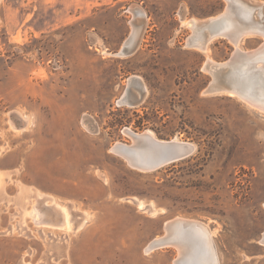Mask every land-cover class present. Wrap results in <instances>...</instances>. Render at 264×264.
<instances>
[{
  "label": "rangeland",
  "instance_id": "1",
  "mask_svg": "<svg viewBox=\"0 0 264 264\" xmlns=\"http://www.w3.org/2000/svg\"><path fill=\"white\" fill-rule=\"evenodd\" d=\"M262 4L0 0V264H177L175 244L147 247L179 220L208 227L214 264H264V111L209 91L208 60L230 61L233 40L189 42L192 21L228 7L229 22L264 27ZM262 45L256 33L239 42ZM127 130L196 149L140 170L112 151L133 143ZM19 184L43 194L32 203L45 222L12 202ZM46 197L67 207L71 227Z\"/></svg>",
  "mask_w": 264,
  "mask_h": 264
},
{
  "label": "bare ground",
  "instance_id": "2",
  "mask_svg": "<svg viewBox=\"0 0 264 264\" xmlns=\"http://www.w3.org/2000/svg\"><path fill=\"white\" fill-rule=\"evenodd\" d=\"M261 6L264 7V4ZM230 12L231 10H229L228 7V10L219 17L211 18L204 22L192 21L190 24L194 30V35L189 42H192V45L200 47L201 49H206L208 41L217 36H227L233 40L237 46V50L230 61L218 63L211 59L208 60L206 67L215 74V81L218 79L217 82L214 81L209 91L226 90L236 93L250 102L253 106L264 111V45L257 50L249 52H245L239 47L240 40L247 34L256 33L264 35V27L259 25V22H253L251 20L252 16H247L246 18L247 22H249L247 27L242 26L238 21L229 22ZM122 52L126 54L125 51ZM239 65L242 66L244 70H240L238 67ZM235 69L238 70L237 73L233 72ZM123 100L124 102L130 103L129 94L127 96L125 95ZM147 131L148 132L138 133L127 130L126 132L133 138V143H118L112 147V151L123 156V158L135 168L140 170H154L160 168L163 164L160 167L156 166L144 155H147L145 152L151 155V149L156 148L157 145L166 146L170 153H175L180 150L186 155L185 157L191 155L196 149V146L191 142L180 141L178 139H172L170 141L160 140L154 137L152 130ZM155 156L156 155H153V157ZM174 161L175 160L165 164ZM21 193H23V190ZM27 195L25 196L28 197ZM20 196L22 198L24 194ZM59 212H61L60 217L63 223L71 227L73 219L67 207L61 206ZM30 214L39 222L41 214L36 208H33ZM167 226V234L156 238L151 245L147 247V251H152L155 248L167 244H175L182 252L180 258L175 261L177 264H195L197 261V264L215 263V254L208 227L200 222L188 220H179L175 223L172 222L169 225L167 224ZM197 239L200 242L199 245L195 244ZM262 243H264V237L262 238Z\"/></svg>",
  "mask_w": 264,
  "mask_h": 264
},
{
  "label": "crops",
  "instance_id": "3",
  "mask_svg": "<svg viewBox=\"0 0 264 264\" xmlns=\"http://www.w3.org/2000/svg\"><path fill=\"white\" fill-rule=\"evenodd\" d=\"M1 174V173H0ZM4 177H2V175H0V184H1V186H0V200H3V198H4V196H6L5 194H7V188L5 187V181H4ZM25 189V190H24ZM22 190H23V193H21L22 192ZM25 191H26V193H25ZM29 192V193H28ZM27 193H28V195H27ZM22 195L23 196V194H24V196L21 198V196L20 195ZM29 194H30V196H29ZM25 195H27L28 197H26ZM43 194L38 190V189H34V188H32V187H28V186H25V185H23V184H19V188H18V193H17V196H15L14 198H12L11 200H12V202H14L15 204H17L20 208H22V212H26L27 214H29L30 216L32 215V214H30V212H31V210H33V208H36L38 211H39V209L37 208V206H34V204L32 203L33 202V198L34 199H37V198H35V197H37V196H42ZM19 196V197H18ZM6 198V197H5ZM21 198V199H20ZM25 198V199H24ZM27 198V199H26ZM9 199V198H8ZM31 201V202H30ZM30 202V203H29ZM44 202L48 205V210H52L53 208V206L55 207L54 208V210H55V212L56 211H59L60 210V208H61V205H59V204H55V203H53V200H51L50 199V197H46V198H44ZM28 204H31L32 205V208L30 209V210H28V209H26L25 208V206L26 205H28ZM59 208V210H58V208ZM39 213L41 214V216H40V218H39V223H41V222H45L44 221V219H42V215L43 216H45V213L44 214H42V211H39ZM59 213H61V212H59ZM32 217V219H34V221L35 222H37L36 220L37 219H35L34 218V216H31ZM38 223V222H37ZM49 244L50 245H52L53 246V249H55L57 252L55 253V255L58 257V258H60L61 257V255H58V254H60V252H59V248H60V242H58V241H56L55 239H53L51 242H49ZM56 245V246H55ZM61 249V248H60ZM28 262L27 261H25V262H21V264H27ZM44 264H46V263H44Z\"/></svg>",
  "mask_w": 264,
  "mask_h": 264
},
{
  "label": "water",
  "instance_id": "4",
  "mask_svg": "<svg viewBox=\"0 0 264 264\" xmlns=\"http://www.w3.org/2000/svg\"><path fill=\"white\" fill-rule=\"evenodd\" d=\"M144 155L146 156V158H148L149 160H151L156 166H164L165 163L173 161L176 159H182L183 157H185L186 155L183 154L180 150L176 151L175 153H170V151L168 150V148L164 145H157L156 148L151 149L150 154L152 155H148V153L145 152ZM153 155H156L155 157H153ZM196 245H199V241L198 239L195 241ZM198 262V261H197ZM197 262H195V264H197Z\"/></svg>",
  "mask_w": 264,
  "mask_h": 264
}]
</instances>
